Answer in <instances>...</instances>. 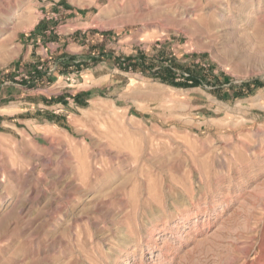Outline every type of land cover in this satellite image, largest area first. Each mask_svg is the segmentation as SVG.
Instances as JSON below:
<instances>
[{
    "label": "rangeland",
    "instance_id": "374dc122",
    "mask_svg": "<svg viewBox=\"0 0 264 264\" xmlns=\"http://www.w3.org/2000/svg\"><path fill=\"white\" fill-rule=\"evenodd\" d=\"M0 264H264V0H0Z\"/></svg>",
    "mask_w": 264,
    "mask_h": 264
},
{
    "label": "crops",
    "instance_id": "0c3cea01",
    "mask_svg": "<svg viewBox=\"0 0 264 264\" xmlns=\"http://www.w3.org/2000/svg\"><path fill=\"white\" fill-rule=\"evenodd\" d=\"M40 79H41V78H40ZM40 79H39V80H40ZM42 79H45V78H44V76L42 77ZM34 81H36V78H35V80H34ZM16 86H17V87H20V88H22V87H23L22 85H16ZM77 99H80V98L78 97ZM79 101H81V100H79ZM66 105H67V102H66Z\"/></svg>",
    "mask_w": 264,
    "mask_h": 264
},
{
    "label": "trees",
    "instance_id": "16d2710c",
    "mask_svg": "<svg viewBox=\"0 0 264 264\" xmlns=\"http://www.w3.org/2000/svg\"><path fill=\"white\" fill-rule=\"evenodd\" d=\"M194 83L198 84L197 80H195Z\"/></svg>",
    "mask_w": 264,
    "mask_h": 264
}]
</instances>
